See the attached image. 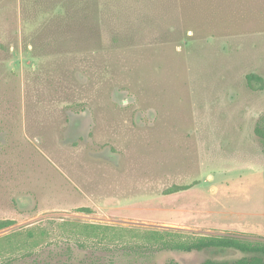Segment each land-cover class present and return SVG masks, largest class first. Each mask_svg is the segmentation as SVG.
Here are the masks:
<instances>
[{"label":"rangeland","instance_id":"rangeland-1","mask_svg":"<svg viewBox=\"0 0 264 264\" xmlns=\"http://www.w3.org/2000/svg\"><path fill=\"white\" fill-rule=\"evenodd\" d=\"M263 115L264 0H0V262L200 264L147 236L264 239Z\"/></svg>","mask_w":264,"mask_h":264},{"label":"trees","instance_id":"trees-1","mask_svg":"<svg viewBox=\"0 0 264 264\" xmlns=\"http://www.w3.org/2000/svg\"><path fill=\"white\" fill-rule=\"evenodd\" d=\"M249 83L261 81L258 75L247 76ZM255 134L264 147V115L260 117L255 128ZM190 187H175L168 194L188 190ZM80 212L90 213L88 208L80 209ZM15 225L12 220H0V232ZM88 227V226H85ZM91 229H98L92 225ZM8 237V238H7ZM0 241L11 238L7 236ZM149 241H158L159 249L184 254L203 253L207 255L206 260L200 264H264V239L248 238L236 235H192L180 231H155L148 236ZM12 245V244H11ZM149 249V248H147ZM2 251H0V255ZM12 258L0 264H11ZM168 264H180L171 261Z\"/></svg>","mask_w":264,"mask_h":264}]
</instances>
